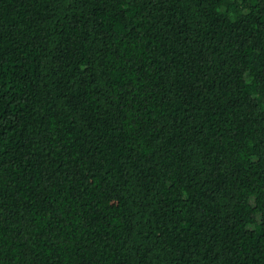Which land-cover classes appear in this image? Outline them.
<instances>
[{
	"label": "trees",
	"instance_id": "16d2710c",
	"mask_svg": "<svg viewBox=\"0 0 264 264\" xmlns=\"http://www.w3.org/2000/svg\"><path fill=\"white\" fill-rule=\"evenodd\" d=\"M0 264H264V0H0Z\"/></svg>",
	"mask_w": 264,
	"mask_h": 264
}]
</instances>
